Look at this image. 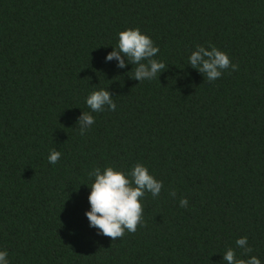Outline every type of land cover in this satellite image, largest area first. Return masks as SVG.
<instances>
[{
  "label": "trees",
  "instance_id": "1",
  "mask_svg": "<svg viewBox=\"0 0 264 264\" xmlns=\"http://www.w3.org/2000/svg\"><path fill=\"white\" fill-rule=\"evenodd\" d=\"M137 27L166 65L142 82L127 57L124 68L105 59ZM209 44L238 70L209 82L193 68L191 51ZM99 89L116 110L91 113L81 135ZM136 163L163 181L161 194H145L135 233L97 235L89 172ZM244 236L251 253L236 247ZM228 248L264 262V0H0V249L10 264H226Z\"/></svg>",
  "mask_w": 264,
  "mask_h": 264
},
{
  "label": "clouds",
  "instance_id": "2",
  "mask_svg": "<svg viewBox=\"0 0 264 264\" xmlns=\"http://www.w3.org/2000/svg\"><path fill=\"white\" fill-rule=\"evenodd\" d=\"M160 52L150 36L143 34L140 28H128L118 33V44L105 59L117 61L119 68L126 67L125 58L136 65L133 79L137 81L152 80L166 65L154 58ZM188 63L193 68L206 74L209 82L221 78L225 70L237 71L238 66L231 62L229 55L209 44L207 47L196 45L188 56ZM86 105L91 112H85L80 118V134L84 135L95 123L93 112H102L107 108L115 111L116 104L110 92L106 89L92 91L86 98ZM62 153L56 149L49 151L48 162L55 165L61 159ZM92 180L88 202L90 211L85 213L89 227L98 229L97 235L120 238L125 231L135 233L137 226L143 224L142 201L146 193L158 197L164 187L163 181L157 180L143 163L134 164L131 169L123 170L112 166L103 169L96 167L89 172ZM173 198L176 192L169 193ZM179 205L188 206V200L181 198ZM236 247L251 253L248 238L240 237L235 241ZM226 264H264L255 255L247 259L238 258L235 249L228 248L223 254ZM0 264H10L9 252L0 249Z\"/></svg>",
  "mask_w": 264,
  "mask_h": 264
}]
</instances>
